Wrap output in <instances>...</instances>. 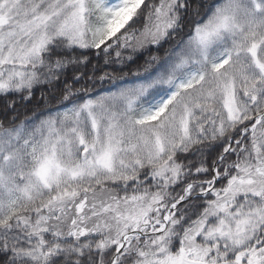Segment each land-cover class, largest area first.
Instances as JSON below:
<instances>
[{
    "label": "snow or ice",
    "instance_id": "1",
    "mask_svg": "<svg viewBox=\"0 0 264 264\" xmlns=\"http://www.w3.org/2000/svg\"><path fill=\"white\" fill-rule=\"evenodd\" d=\"M0 99V264H264V0H0Z\"/></svg>",
    "mask_w": 264,
    "mask_h": 264
},
{
    "label": "trees",
    "instance_id": "2",
    "mask_svg": "<svg viewBox=\"0 0 264 264\" xmlns=\"http://www.w3.org/2000/svg\"><path fill=\"white\" fill-rule=\"evenodd\" d=\"M140 62H142V58H141V61ZM37 96L39 95V93L37 92V94H36ZM3 104H4V100L3 99H0V107H2L3 106Z\"/></svg>",
    "mask_w": 264,
    "mask_h": 264
}]
</instances>
